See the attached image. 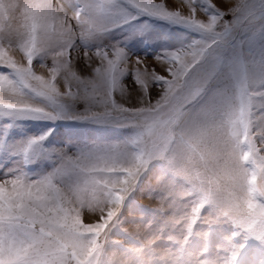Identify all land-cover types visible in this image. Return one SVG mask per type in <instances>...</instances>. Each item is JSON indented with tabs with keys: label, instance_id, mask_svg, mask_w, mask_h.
Instances as JSON below:
<instances>
[{
	"label": "snow or ice",
	"instance_id": "obj_1",
	"mask_svg": "<svg viewBox=\"0 0 264 264\" xmlns=\"http://www.w3.org/2000/svg\"><path fill=\"white\" fill-rule=\"evenodd\" d=\"M67 7L74 18L72 29L67 28V12L54 8L52 0H33L25 25L26 39L21 44L24 63L18 64L0 47V117L96 123L120 119L119 113L128 110L117 105L114 96L109 101L108 95L118 87L126 91L124 78L128 76L142 95L146 93L151 99L155 92L159 97L153 107L143 111V129L159 124L175 128L190 115V105L203 102L184 130L190 137L199 134L210 116L227 113L232 104L225 80L242 86L244 115L250 97L258 101V109L264 108V49L258 61H245L234 43L242 29L259 24L258 31H264V0H236L235 4L226 0H67ZM135 14L158 17L189 31L179 46L156 55L151 64L143 57L130 59L117 45L86 50L96 57L97 66L94 79L81 80L79 85L89 99L101 93L105 111L69 112L66 100L75 101L79 91L74 95L69 84L65 96L56 86L65 47L78 39L91 40L122 20L135 18ZM41 56L53 60L48 77L34 71V61ZM212 84L223 86L213 90ZM143 129L129 142L137 143ZM45 139L40 136L28 141L25 153ZM118 151L119 145L112 144L81 152L78 157L59 152L54 167L45 173L18 169L0 178V264H107L102 259L100 238L119 215L118 206L125 202L135 174L124 170V187L106 193L113 207L94 221L74 214L60 185L77 196L97 187L104 178L101 173ZM250 237L264 242V232H253ZM243 247L234 252V259Z\"/></svg>",
	"mask_w": 264,
	"mask_h": 264
},
{
	"label": "rangeland",
	"instance_id": "obj_2",
	"mask_svg": "<svg viewBox=\"0 0 264 264\" xmlns=\"http://www.w3.org/2000/svg\"><path fill=\"white\" fill-rule=\"evenodd\" d=\"M32 2L33 0H0V47L7 49L18 64L24 63L25 60L21 44L26 39L25 25ZM226 3L235 4L236 0H226ZM52 6L67 12L68 29L75 27L67 0H52ZM64 11H61V16L64 15ZM258 28L259 24L247 30L242 29L234 38V43L240 47L241 59L245 61L251 59L258 61L264 49V31H258ZM188 31L181 25L158 17L135 14V18L122 20L113 29L91 40L78 39L74 45L68 44L65 47L63 66L56 86L67 96L68 85L71 84L73 94L79 90V96L75 101L67 99L66 108L69 112L80 114L105 111L102 94L97 92L96 99H89L79 85L81 80L94 79L93 69L97 66L96 57L86 50L117 45L127 51L130 59L143 57L151 64L156 55L179 46ZM33 67L37 74L48 77L53 60L44 56L37 57ZM124 83L128 85L126 91H121L118 87L117 92L115 90L108 95L109 101L114 96L117 105L128 110L119 113L120 119L96 123L65 118L47 120L0 117V178L18 169L30 173H45L54 167L59 152L78 157L84 151L118 144V154L101 173L104 178L99 181L97 187L90 188L78 196L66 185H60L61 190L64 195L66 194L68 206L75 214L81 213L83 218L90 216L93 219L90 221H94L113 207L108 202L106 193L123 188L124 170L130 169L135 174V181L128 186L125 202L118 206L119 215L111 222L107 231L115 232L119 229L120 233H131L137 228L143 236H150L159 234L161 230H172L171 223L166 224L165 221H170V213L191 199L185 190L190 184L199 183L213 176L222 178L237 175L240 172L241 153L250 145L253 146V151L264 145V119H260L264 108L258 109L259 103L255 102V97L249 98L244 123L236 126L240 140V144L236 145L228 137L225 113L210 116L202 124V131L199 134L190 137L185 133L184 130L191 125L196 114L204 106L203 102L190 105L188 109L190 115L182 118L175 128L159 124L151 130L143 129L145 124L143 111L153 107L159 97L154 92L149 99L145 93L144 99L148 102L145 107L137 110L135 109L137 104L130 103L129 98L125 97L124 100L121 99L124 102L121 104L130 103L134 106L123 107L118 101V96H125L127 91L131 92L132 88H135L131 76L125 77ZM222 86L212 84L210 88L215 90ZM116 94L119 95L116 97ZM236 104L239 107L238 101ZM245 125L248 131H245ZM142 129L144 134L139 137L138 142H129ZM40 136H46V139L33 145L25 153L28 141ZM25 160L28 161L27 164ZM248 160H251L248 167L252 169L249 182L258 186L264 181V162L258 156L246 154L245 163ZM204 212L206 214L208 209L206 208ZM87 213L88 215H85ZM208 228L209 226L203 223H197L195 226L196 231ZM234 231V226L230 224L211 226L213 245L221 243L224 237ZM106 235L107 232L101 236V245L104 244ZM121 239L123 237L118 233L111 237V242L118 244ZM234 239L244 245L239 252L237 264H264V242L245 237L243 234L237 235ZM195 243L198 244L199 241ZM102 259L111 264L112 257L109 253L104 252Z\"/></svg>",
	"mask_w": 264,
	"mask_h": 264
},
{
	"label": "clouds",
	"instance_id": "obj_3",
	"mask_svg": "<svg viewBox=\"0 0 264 264\" xmlns=\"http://www.w3.org/2000/svg\"><path fill=\"white\" fill-rule=\"evenodd\" d=\"M224 87L232 96V104L226 115L228 137L240 144L236 126L244 123L241 109L242 86L225 80ZM234 89V91H233ZM239 102L237 107L236 102ZM245 131H248L245 125ZM258 156L264 162V145L246 149L240 156V172L235 176L216 177L190 184L185 190L191 199L170 213L172 230H161L159 234L143 236L139 229L131 233L106 231L103 252L111 255V264H237L234 252L243 244L234 239L243 234L250 237L253 232H264V181L258 186L249 182L252 169L245 157ZM208 209L205 214L204 210ZM197 223L209 226L204 231H196ZM230 224L235 231L224 237L221 243L213 245L211 226ZM120 234L123 239L118 244L111 237ZM199 241V243H195Z\"/></svg>",
	"mask_w": 264,
	"mask_h": 264
},
{
	"label": "bare ground",
	"instance_id": "obj_4",
	"mask_svg": "<svg viewBox=\"0 0 264 264\" xmlns=\"http://www.w3.org/2000/svg\"><path fill=\"white\" fill-rule=\"evenodd\" d=\"M75 70V69H74ZM81 73V72H80ZM82 74V73H81ZM75 76V75H74ZM90 76V75H89ZM73 77V76H72ZM72 79V78H71ZM87 79V78H86ZM78 90V89H77ZM79 91V90H78ZM116 92H117V89H116ZM96 95V94H95ZM119 94H116V97L118 96ZM144 95L145 94H141V92H140V90H138V89H136V88H132V91L131 92H129V91H127V93L125 94V96H123V95H119L118 96V101H119V103L121 104V102H123L122 100H124L125 99V97H127V98H129V101H131L130 103H135V104H137L136 105V110L137 109H141V108H143V106L145 107L146 106V103L148 102V100L147 99H144ZM146 96V95H145ZM99 97V96H98ZM122 99V100H121ZM141 102V103H140ZM124 103V102H123ZM130 103H126L127 105H123V104H121V105H123V107H128L129 108V106L130 107H132V106H134V105H131ZM68 107V106H67ZM89 108V107H88ZM89 110V109H88ZM70 129V128H69ZM160 167V166H159ZM68 194V193H67ZM66 195V194H65ZM74 197V196H73ZM77 197V196H76ZM77 198H79V197H77ZM77 198H76V200H77ZM75 199V198H74ZM81 200V199H80ZM78 201V200H77ZM79 202V201H78ZM82 203V202H81ZM103 203V202H102ZM83 204V203H82ZM101 206V205H100ZM98 208V207H97ZM105 208V207H104ZM101 210V209H100ZM102 211V210H101ZM105 212H107V211H105ZM78 213V212H77ZM75 214V213H74ZM85 215H88V213L87 214H85ZM94 215V214H93ZM103 215V214H102ZM80 216H81V213H80ZM83 216V215H82ZM85 219H88V220H93L90 216H85L84 217Z\"/></svg>",
	"mask_w": 264,
	"mask_h": 264
}]
</instances>
